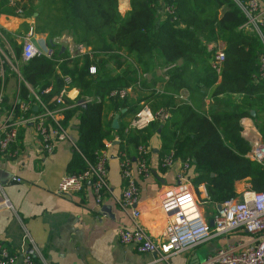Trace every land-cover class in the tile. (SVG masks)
Segmentation results:
<instances>
[{"label": "trees", "instance_id": "trees-1", "mask_svg": "<svg viewBox=\"0 0 264 264\" xmlns=\"http://www.w3.org/2000/svg\"><path fill=\"white\" fill-rule=\"evenodd\" d=\"M0 14H13L8 0H0ZM23 15L32 19V31L44 35L54 53L51 58L37 55L21 61L20 46L13 45L18 87L9 104L1 93L5 74L0 76L1 111L13 108L17 113V101L30 97L29 88L47 108L63 106L60 124L64 129L76 118L74 146L79 168L74 172L92 163L94 152L115 137L122 145L120 151L131 160L136 158V147L148 145L157 133L159 159L172 151L174 158L189 160L196 173L192 184H203L205 203L216 205L236 197L234 184L243 179L252 190L264 192V167L246 156L249 145L240 135V120L251 117L250 110L254 112L251 118L264 110L261 45L255 33L239 27L244 17L234 0H129L122 15L117 0H40ZM22 27L26 30L28 25ZM64 31L85 52L69 56L50 45ZM0 32L10 38L4 30ZM209 42L223 44L224 60L218 74L210 66L214 47H208ZM157 53L171 66L167 79L153 71ZM116 57L125 59L119 72L108 66ZM145 72L151 73L148 81L142 79ZM63 76L70 80L68 87L79 92L93 88L95 99L81 107L78 99L63 96L62 104H56L53 98L63 86ZM156 82L162 83L161 89L153 90L142 103L152 110L166 109L168 118L138 130L125 129L127 123L112 128L109 112L121 118L133 115L140 105L139 99L110 97L109 92L138 84L154 88ZM212 87V102L205 108L204 97ZM181 89L187 93L184 99L178 97ZM232 95L240 97L234 101ZM29 111L35 114L39 107L33 110L30 106Z\"/></svg>", "mask_w": 264, "mask_h": 264}, {"label": "crops", "instance_id": "crops-1", "mask_svg": "<svg viewBox=\"0 0 264 264\" xmlns=\"http://www.w3.org/2000/svg\"><path fill=\"white\" fill-rule=\"evenodd\" d=\"M14 1L21 8V14H0V28L10 37L18 36L19 33L22 37L29 29L32 31V19L25 17L23 12L28 7L36 8L40 0ZM260 5L261 18L264 21V0L260 1ZM128 8L129 0H117V9L121 15ZM161 13L162 10L159 11V14ZM24 23L28 25L26 30L22 27ZM32 35L45 38L44 35L33 31ZM50 45L59 48V51H65L69 56L86 50L84 46L74 42L69 31H64L53 38ZM207 45L212 47L213 43L209 42ZM124 63V58L116 57L115 62L113 60L108 62V66L119 72ZM164 65L161 56L155 54L153 71L156 75H162ZM12 73L8 71L4 73V70L0 69V76L5 74L1 93L9 104L16 96L18 87V78L14 75L16 73ZM150 78V72L142 74V79L148 81ZM161 85V82H156L152 86L154 88L139 84L131 85L127 88L128 101L139 99L140 105L153 90H160ZM212 89L213 87L204 97L205 108L212 102ZM93 92V88L81 92L74 87L66 88V96L69 99H81L83 102L95 99ZM180 94L184 99L187 93L181 89ZM239 97L231 96L234 101ZM262 112L257 116L263 114ZM115 114L109 112L107 118L112 120ZM131 116L127 114L117 118V125L127 123ZM56 117L61 119L62 115L57 114ZM248 120L255 125L263 140L264 128L262 129L261 122L257 117H243L240 124ZM75 124L76 118L73 117L67 128L68 137L58 141L50 153L42 151L34 125L26 124L18 130L17 138L10 147L15 155L0 156V242L15 253L13 264H19V256L23 251L42 264H203L205 257L224 242H228L230 236L241 237V234H244L237 230L225 238L213 237L211 240L214 239L215 243L207 247L197 245L188 250L172 253L165 260H156L154 254L138 253L130 245L119 244L116 237L117 227L131 226L133 220L131 210L123 208L119 203L122 181L118 154L122 150V145L116 137L106 148V185L100 201L96 202L88 182L76 192L57 191L59 179L79 168L75 154L77 150L74 146L76 129H72ZM147 146L149 172L147 175L136 177L139 192L134 208L138 212L136 218L138 223L152 239L158 240L167 222L160 203L164 197L178 190L175 174L181 168V161L175 159L169 167L159 168L160 139L157 133L151 136ZM184 173L192 183V178L196 176L193 166L189 165ZM247 188H249L247 179L234 184L237 197ZM213 209L215 210V205ZM212 212L214 211L211 210L209 215L204 214L205 219L209 220Z\"/></svg>", "mask_w": 264, "mask_h": 264}, {"label": "built area", "instance_id": "built-area-1", "mask_svg": "<svg viewBox=\"0 0 264 264\" xmlns=\"http://www.w3.org/2000/svg\"><path fill=\"white\" fill-rule=\"evenodd\" d=\"M234 1L244 17L239 27L255 33L260 42L259 77L264 79V21L261 18V0ZM8 3L13 9V14H21L22 10L14 0H9ZM212 47H214V52L210 59V66L218 74L224 60L223 44L216 42ZM53 53V49L47 45L45 38L32 35L31 29L21 37V61L37 55L51 58ZM170 68V65L163 67L164 79H167V70ZM12 70L18 75L17 68ZM89 72H94L92 66L89 67ZM62 81V88L53 98L56 104H62L63 96L67 97L66 88L70 80L67 76H63ZM29 91L31 95L27 100L17 101V113L13 112V108L9 111H1L0 107V156L15 155L10 147L17 138L18 130L29 123L34 125L41 149L45 153H50L58 141L68 137L67 129L61 126L60 119L56 117L57 114L61 115L60 111L63 106L49 109L38 99L32 89L29 88ZM43 91L47 92L48 88ZM126 95L127 88L114 89L108 94L110 97L118 98ZM182 96V94L178 95L183 99ZM70 100L74 99L70 98ZM30 106L36 109L39 107V112L35 114L30 112ZM168 116L169 112L164 108L152 110L147 104L141 103L127 121L125 129H142L151 121L163 123ZM241 127L240 135L249 145L246 156L264 167V142L258 130L252 122L249 123V120L242 123ZM110 145L111 142L107 141L102 148L96 150L92 163H86L83 170L64 174L59 179L57 191L59 193L76 192L88 182L96 202L100 201L106 185V148ZM135 150L136 158L133 160H130L123 151L118 154L122 181L119 203L123 208L131 210L133 220L131 226L117 227L116 237L119 244L130 245L138 253L154 254L156 260H165L172 253L191 249L213 237L225 238L230 233L240 230L247 234L248 240L224 242L222 246L205 257L203 264H264V192L255 191L249 187L243 190L238 197H231L219 203L218 209L215 208L210 219H205L202 209L199 208V204L206 198L204 186L202 183L192 186L191 180L185 175L184 171L190 165L187 159L181 161V168L175 174L178 190L164 197L160 203L161 210L167 218L163 234L158 240L152 239L136 220L138 212L134 208L139 192L136 177L147 175L149 172L147 167L149 147L138 145ZM175 159L173 152L170 151L158 160V166L167 168ZM15 258V253L0 242V264H13ZM19 260V264H42L25 251L21 252Z\"/></svg>", "mask_w": 264, "mask_h": 264}, {"label": "rangeland", "instance_id": "rangeland-1", "mask_svg": "<svg viewBox=\"0 0 264 264\" xmlns=\"http://www.w3.org/2000/svg\"><path fill=\"white\" fill-rule=\"evenodd\" d=\"M22 34L19 33L18 36H11L10 38L5 36L2 32L0 33V69L8 72H13V68H17L16 61H15V55L13 52V45L20 46L21 36ZM263 114L259 115L257 119L262 123L264 122V112ZM260 123V124H261ZM263 141V140H262ZM197 196V195H196ZM198 200L199 197H197ZM199 208L202 209V213L205 215H209L211 209H213V205H209L205 202H201L199 204ZM242 237V238H241ZM240 236H230L229 242L235 241V240H241L246 241L247 234H241ZM215 243V240H207L201 244H198V247H207L210 244Z\"/></svg>", "mask_w": 264, "mask_h": 264}, {"label": "water", "instance_id": "water-1", "mask_svg": "<svg viewBox=\"0 0 264 264\" xmlns=\"http://www.w3.org/2000/svg\"><path fill=\"white\" fill-rule=\"evenodd\" d=\"M35 15V13L33 14V16ZM77 103L81 106V107H83L84 106V104H85V102H83L81 99H78L77 100ZM36 109V107H33V110H35ZM250 116L252 117L253 115H254V112H253V110H250ZM111 127L112 128H116L117 127V114H115V116H114V118L111 120ZM72 129H77V126H72ZM72 139V138H71ZM73 140V139H72ZM115 142V141H114ZM218 207H219V205L218 204H216V206H215V208H217L218 209ZM209 225H211V221H209Z\"/></svg>", "mask_w": 264, "mask_h": 264}]
</instances>
